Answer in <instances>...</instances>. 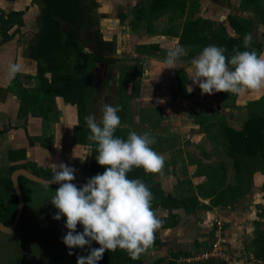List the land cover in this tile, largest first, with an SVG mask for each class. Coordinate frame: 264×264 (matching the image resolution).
<instances>
[{"label": "rangeland", "instance_id": "rangeland-1", "mask_svg": "<svg viewBox=\"0 0 264 264\" xmlns=\"http://www.w3.org/2000/svg\"><path fill=\"white\" fill-rule=\"evenodd\" d=\"M256 1L257 3H264V0ZM175 7L176 4L166 14L155 18L141 16H136L132 19L129 18V20L126 18V22H129L128 26H125V21L123 20L119 31L115 33V39L118 45L116 46V50L119 52V55L121 57L124 56V58L122 57L120 60H117V68L113 72H110L109 66H107L102 70L100 76L101 80L103 79V82L106 83L104 87V89H106V94L100 98V106H102L105 101H110L112 102L111 105H119L120 107L118 115L121 118V124L116 129L114 135L126 139L130 131H136L137 133L148 131L157 139V146L153 144L151 147L164 156L165 166L160 177L154 178V176H151V178L149 176L150 179L153 180V184L151 180H148L150 186L171 178L173 169L172 167L168 168V165H171L173 160L176 161L180 157H199L201 160L207 158L206 164H200V168L203 166H205V168L207 167V173L211 176L220 172V162L227 161L228 158L224 149L210 140L211 137L208 133L216 132V130L218 132L219 123L222 122L225 116L230 114L233 109L237 112L240 108H245L248 104L254 103L257 100H260L262 103L264 102V88L259 91L248 90L239 95L224 92L202 95L198 85H193L192 81L189 79L190 71L192 70L191 60L198 55H191L190 47L187 48L183 46L186 50V54L179 57L176 61L175 69L166 68L164 61L167 50L174 48L176 43L179 42V37L171 33H181L186 20V10L179 11ZM254 9V6L249 0H207L203 2V6L198 15L211 20L215 18L223 22L229 32H233L227 18L228 14L255 16ZM256 12L259 14L261 11L259 9V11ZM217 23L218 22L215 21V24ZM122 28L123 31L124 29L129 30L122 34ZM163 34H165V36ZM253 37L256 41L264 42V24L260 26L257 32L253 33ZM153 43H159L160 45L164 43V48H161L159 52L151 50L153 52L148 53L153 55L155 59L154 61L150 60L147 65L148 74L143 76V84H140V91L135 90L129 92L132 93L133 96H130V98L134 100L133 105L130 104L129 106L127 99L125 100V105H123L122 97L127 93L130 72L135 71L136 73H140L139 68L145 66L144 64L141 65L138 61L136 63L133 57L141 58V53L146 52L141 46ZM133 52L136 53V56H133ZM261 54H264V49ZM160 56H162V58ZM99 65L92 63L89 68V82L91 84L89 87L91 89L87 91L86 97L89 106L93 105V103L94 105H98L99 101L93 102V99L99 98V95L95 96V89L92 87V74L94 69ZM124 67H126L125 71ZM118 68H120L119 72L117 71ZM138 75H141V73ZM183 84L187 86L188 91H190L192 87L191 95L188 96V98H179V89ZM101 86H99L100 90H103ZM156 87H165V90L160 94L161 97L166 96V100L159 97L160 95L155 91ZM169 92L170 95L175 93V95L178 96L175 100V104ZM116 99H119V103ZM172 102L174 105L173 109L168 108L172 106ZM42 104H45L43 103V99L36 96L35 102H33L34 110H38ZM46 105L42 106L45 107ZM166 109H168V111H166ZM171 111H173V113H169ZM246 114V110L238 111L235 113L231 123L233 122V125L236 127L241 126ZM94 115L97 121H99L102 113L95 112ZM209 121L211 125L209 132L206 134L207 127L205 126ZM169 133L171 135H168ZM197 133H201V139L194 141ZM163 136H170L173 141L170 142L171 145L164 144L161 148L158 141L159 139L161 140ZM194 144L204 145L203 151L198 149L197 153H195ZM89 153L90 151L87 154ZM89 156L90 154L87 158H89ZM90 162H88L89 165L87 164L85 166L86 174H84L83 177L86 179L83 181H87L88 178L94 176L93 172H91L92 168ZM249 162L253 172L243 173L241 179L236 176L234 168H228L227 181L232 184H235L236 181L243 182L242 184L247 190L245 196L247 193L252 195V199H250L251 197L247 199L248 203L245 200V196H243L244 198L240 200L237 205L232 204V208H236V206L242 207L240 216H237L236 219H232L233 226L241 232V235L235 236L234 238L232 236L228 237L226 230L227 222L223 218L213 217V219H211L212 225H210V229L217 228L219 233H214L203 245L207 244V247L210 248L215 242L222 239V243L236 258H238L240 264H264L263 258H256V252L260 250L261 239L264 237V176L261 177L258 174L259 170L257 169L260 162H254L253 160ZM190 167L191 168L187 170L179 167L175 168L176 172L179 174L187 173L188 171L192 172L191 178L194 179L193 182L198 186L197 191L200 194V190L202 188L204 189V186H202L201 180L197 179L195 175L197 173L195 170L199 168H196L195 164H190ZM34 169L36 173L39 174L36 175L41 177L46 176L48 178V176L53 175V167L48 170L38 167H34ZM201 172H204L203 169ZM257 175L260 176V179ZM172 179L173 178L161 182L162 186L164 187L167 184L165 188H169L171 186L169 181L172 182ZM58 187L59 186L56 185H50L48 188H45V184L41 182L26 181L23 185L25 207L18 227L13 233H6L0 229V264H76L78 255H86L85 248L69 249L62 242V239L55 237L56 227L61 223V219H53L50 222H46L48 217L50 216L53 218L57 211L52 205L50 198ZM216 199H218V196L212 199V204H214L213 200L216 201ZM208 202L209 200H207V203ZM202 204L205 203L203 202ZM229 209H227V211ZM182 214H184V212H182ZM218 221H220L221 226H223L222 229L217 227L219 225ZM43 222H46L45 226ZM53 222L56 226L51 229L49 226ZM165 223H167V221ZM202 223H204V226H207V223H209L208 219H203ZM169 232L170 229L168 228L161 231L163 237L168 236ZM41 248L44 249L40 251ZM69 251H72L73 254L69 255ZM37 252L40 256L36 254ZM180 259L181 258L177 259L178 262L183 263L184 261ZM212 263L221 264L217 261H210L207 264Z\"/></svg>", "mask_w": 264, "mask_h": 264}, {"label": "trees", "instance_id": "trees-1", "mask_svg": "<svg viewBox=\"0 0 264 264\" xmlns=\"http://www.w3.org/2000/svg\"><path fill=\"white\" fill-rule=\"evenodd\" d=\"M204 1L207 0H149L145 4L143 13L158 17L171 10L175 4L177 10H186V20L182 32H172L171 34L179 37L180 45L187 48L190 47L191 55L199 54L208 45L224 47L227 50L225 55L229 58L234 54V48L239 51L255 50L258 54L263 52L264 42L256 41L253 33L257 32L260 26L264 24V3L249 0L255 8V16H241L229 13L227 18L233 30V32H229L223 22L215 18L211 20L198 15ZM39 2L42 5L40 6V30L36 42L31 46L30 51L32 58L38 62V76L41 80L39 90L46 94L53 93L63 104L72 105L74 141L89 149L93 175L103 173L105 168L100 166L95 159L98 154L95 150L96 145L87 140L89 130L84 120L86 116L92 114L86 99L88 93V70L93 62L109 64L112 67L117 60L124 58V56L121 57L115 52L113 40H98V48L96 49L99 51L93 52L87 51L82 44V39L84 41L85 39L83 38L84 33H80V29H89L98 24L100 25L96 12L100 2L96 0H39ZM259 9L261 12L258 14L256 11H259ZM123 17L122 15L121 18L123 19ZM214 20L218 23L215 24ZM62 22H66L72 27L65 32L62 29ZM116 30L119 31V28ZM247 33L251 34L252 41L250 47L245 48L243 41ZM10 38L11 36H9ZM141 47L144 48L145 53L158 52L161 49L159 43L146 44ZM135 60L140 61L139 59ZM46 73H49L50 77H47ZM190 95L191 92L183 84L179 89V97L185 98ZM172 98L176 100L178 96L174 93ZM133 102L134 100H132V105ZM245 108L239 109V111H247L241 126L236 127L233 122L231 123L235 112H230L219 123L218 132L216 130V132L208 133L211 137L210 140L220 145L228 158L227 161L220 162V172L212 176L207 173L206 177L201 179L202 186L207 189L208 195L212 199L218 196L217 202L213 200L214 205H219L220 203L224 206L232 205L242 198L247 191L242 184L243 182L236 181L235 184H232L227 181L228 168H234L236 176L241 179L243 173L253 172L249 162L253 160L254 162H260L257 170L264 173V102L257 100L248 104ZM210 121L205 126L207 127L206 134L210 129ZM25 158V148L10 150V164L5 168H0V220L6 225L13 223L19 204L11 174L17 168L26 167V163H19L20 160ZM32 172L38 174L34 168H32ZM201 174L204 175L205 172ZM127 175L129 179H141L148 186L153 195L152 209L154 212L160 207L171 209L172 211L182 209L187 214L194 213L198 208L210 209L209 205L202 204L197 194L178 198L168 194L161 182L153 186L148 185V174L142 168H133ZM52 176L50 175L48 178L52 179ZM19 181L23 189L24 182L30 181V179L21 176ZM202 190L204 189L202 188L200 191L203 192ZM158 218L161 220L163 228L173 229L178 223L179 212H171L166 219ZM166 221L167 223H165ZM161 236L162 233H154V242L150 249L155 250L162 246ZM94 245L99 247L95 242ZM85 247L88 254L89 248L88 246ZM205 248H207V244L200 247L199 242H195L194 249H176L170 246L169 255L156 257L152 264H161L167 258L169 259L168 264H183L177 262V259L190 256ZM256 258L264 259V237L261 239L260 250L256 252ZM145 263L146 259L143 254L140 255L139 259L133 260L125 251L120 249L113 252L106 251L103 259L97 262V264ZM207 263L203 262V264ZM219 263L224 264L223 262Z\"/></svg>", "mask_w": 264, "mask_h": 264}, {"label": "clouds", "instance_id": "clouds-1", "mask_svg": "<svg viewBox=\"0 0 264 264\" xmlns=\"http://www.w3.org/2000/svg\"><path fill=\"white\" fill-rule=\"evenodd\" d=\"M251 41V34H245L244 47H250ZM226 51L224 47L208 45L191 60L189 79L198 85L202 95L219 92L239 95L264 88V54L234 48L229 58ZM185 54V48L177 42L167 50L166 68L175 69L176 61ZM20 71V64L10 63L7 76L14 79ZM119 111V105L104 104L99 121L92 114L84 118L89 130L87 140L96 145L95 159L105 168L103 173L77 187L72 183L76 178L74 167L61 162L53 168L50 185H59L50 198L57 209L53 219L65 217L64 227L68 229L61 237L62 242L69 249L89 247L87 255L77 256L76 264H97L106 251L117 249L133 260L139 259L152 246L154 232L161 226L152 209L150 189L141 179H129L127 174L133 168H142L146 174L161 173L165 158L151 147L156 139L148 131H130L126 139L114 135L121 124ZM50 185L45 184V188ZM78 225L82 231H77ZM93 242L99 247H91Z\"/></svg>", "mask_w": 264, "mask_h": 264}, {"label": "crops", "instance_id": "crops-1", "mask_svg": "<svg viewBox=\"0 0 264 264\" xmlns=\"http://www.w3.org/2000/svg\"><path fill=\"white\" fill-rule=\"evenodd\" d=\"M96 1L100 2V6L97 8L96 12L100 21L99 31L101 34L100 37L102 38L107 37L111 40L115 39V33L118 32L116 29L120 28L123 22V20L120 19L121 13L125 14V17L128 20L129 18L132 19L136 16L152 17L147 13H143L145 4L149 0ZM39 6L40 5L35 3L33 0H0V10L3 14L11 11H25V15L23 16V25H21L20 27L21 31L20 33L15 34L12 39H9V36L5 35V33L0 28V130L3 131L0 137V167H5L10 164V159L8 156L9 150L25 148L27 150V157L20 160L19 163H26V168H28L29 170H32V168L34 167L48 170L49 168H54L55 164H59L62 162L76 169L74 173L76 177L75 179L84 180L86 179L85 177H83V175L86 174L85 166L87 164L89 165L88 162H90L91 157H86L87 153L89 152V149L87 147L74 141V120L72 118L73 107L72 105L63 104L60 101L56 102L52 99H49L48 102H45L48 98L44 97L47 96L37 91L39 86L36 77L37 63L34 59L29 58L27 55L28 46L30 43H32V41L35 42L37 38V32L39 30V15L41 12ZM126 20H124L125 26H128L129 22H126ZM127 30L124 29L123 31L122 28V34ZM12 32L13 29H11L10 33L7 34L10 35ZM163 35L165 36V34ZM83 38L85 39L87 48H94V45L92 44L94 43L93 31L84 32ZM116 46H118L117 42ZM160 46L161 48H164V43ZM133 53V56H136V53ZM141 55V58L133 57V59L136 63L137 61L135 59H139V63L141 65L144 64L145 66L143 68H139L141 75H138L140 73H136L135 71L130 72V77L128 80L129 84H127V93L122 97L123 105H125L126 99L129 106L130 104H132V98H130V96H133L132 93L129 92H133L135 90L140 91V84L142 83L143 76L148 74L147 65L150 60L154 61L155 59L153 55H150L148 53L142 52ZM160 57L162 58V56ZM10 63H18L21 65V71L15 76L14 79H9L7 76V68ZM125 70L126 67H124V71ZM117 71L119 72L120 68H118ZM96 81L99 82V86L103 84V87L101 86L103 90L99 89L98 91H95V96L99 95V98H94L93 102L99 100L98 105H94V103L91 106L88 105L93 115L95 114V112L101 113V108L104 104L112 103L110 101H105V103H101L102 106H100V98H102V96L106 94V89H104L106 83L103 82V79L101 80L100 76L97 77ZM164 90L165 87H156L155 89V91L160 95L159 97L163 100H166L167 97H161L160 94ZM172 94L170 95L169 92L171 98ZM36 96H38L40 99H43V103L45 104L42 105H46V103L48 105H46L45 107L41 105L39 109L35 111L33 108V102H35ZM172 100L174 99L172 98ZM116 101L119 103V99H116ZM171 104L172 106H169L168 108L173 109V102ZM166 111H168V109H166ZM232 112L237 113L235 109L234 111L232 110ZM169 113H173V111ZM168 135L171 134L169 133ZM199 139H201V133L196 134V139H194V141H198ZM171 141H173V139L170 136H163L161 140L159 139L158 144L161 145L162 148V145L164 144L171 145ZM156 144L157 143H155L154 145L157 146ZM55 145H60V147L57 148ZM194 145L195 153H197L198 149H200V151H203L204 145ZM206 161L207 158L201 160L199 159V157L190 158L186 156L185 158L180 157L176 161L173 160L172 164L168 165V168L172 167L173 169V172H171V178L173 179L172 182L169 181L171 183V186L169 188H165L167 184L163 187L166 192L178 198L197 194L199 196V199L203 201L205 205L210 206V209L198 208L195 211L196 213L194 212L192 214H187L182 209L178 211L164 209L163 207L156 209V215L160 218H168L171 212H179V218L177 225L175 226V228L170 229L168 236H161L162 246L160 248L155 250L149 248L145 253H143V257L146 259L145 264H152L156 257L168 256L170 246H173L176 249H194L195 242H199L200 247H202L203 243L214 233H219L217 228L210 229V225H212L211 219H213V217L223 218L227 222L226 230L228 237L232 236L234 238L235 236L241 235V232L233 226L232 219H236L237 216H240L242 207L236 206V208H232L233 205L224 206L222 205V203H220L219 205L212 204V197L208 195V191L206 188H204V190H202L203 192H201L200 194L198 193V186H196V183L193 182L194 179L191 178L192 172L188 171L187 173L182 174L176 172L177 167L187 170L188 168H191L190 164H195V167L199 168L195 170V172H197L195 174L196 178L201 180L202 177H206L207 167L205 168V166H203L200 168L199 165L206 164ZM202 169L205 172L204 175H200L202 173ZM162 173L163 172L157 174H148V180H151L153 184V180L150 179V177L154 176V178H158ZM258 174L261 177L264 176V173L261 171H258ZM259 175H257V177H259L260 179ZM168 179H165L164 181H167ZM25 183L26 181L24 182V184ZM148 184L150 185V182H148ZM243 198L244 197L240 198L233 204L237 205L238 202ZM249 198L252 199V195L250 193H247L245 196V200L247 203V199ZM207 200H209L208 203ZM227 209L229 210L227 211ZM182 212H184V214H182ZM203 219H208L209 223H207V226H204V223H202ZM164 229L165 228L160 226L154 233L160 234ZM168 262L169 259L167 258L161 264H168Z\"/></svg>", "mask_w": 264, "mask_h": 264}, {"label": "flooded vegetation", "instance_id": "flooded-vegetation-1", "mask_svg": "<svg viewBox=\"0 0 264 264\" xmlns=\"http://www.w3.org/2000/svg\"><path fill=\"white\" fill-rule=\"evenodd\" d=\"M35 3H37L38 5H40L41 3L39 2V0H33ZM41 6V5H40ZM39 6V7H40ZM40 11H41V9H40ZM12 13H13V15H12ZM41 13V12H40ZM25 15V11H11V12H8V13H5V14H3L2 13V11L0 10V28H1V30L5 33V35H7V36H11V38L10 39H12L13 38V36L15 35V34H17V33H20V27H21V25H23V16ZM122 15L124 16L123 17V19L121 18L122 17ZM40 16V15H39ZM22 18V19H21ZM21 19V20H20ZM120 19H122V20H125L126 19V17H125V14H123V13H121L120 14ZM39 20H40V17H39ZM39 30H40V21H39ZM99 24L98 25H96V26H94V27H90L89 29L87 28V29H80V33H84V32H87V31H93L94 32V38H93V41H94V43H92L93 45H94V48H87L86 47V42L82 39V44L84 45V47H85V49L87 50V51H90V52H93V51H97L98 49H96V48H98V40H104V39H108L107 37H104V38H102V37H100L101 36V34H100V31H99ZM15 27V28H14ZM72 26L71 25H69V24H67L66 22H62V29L66 32V31H68V29L69 28H71ZM11 29H13V32L9 35V34H7V33H10V30ZM39 30H38V32H39ZM38 32H37V35H38ZM9 38V37H8ZM37 39V38H36ZM92 39V38H91ZM109 40H111V39H109ZM35 42H36V40H35ZM113 42H114V48H115V50H116V40H113ZM34 44V41H32V43H30L29 44V46H28V51H27V55H28V57L29 58H31V59H34V58H32V56L30 55L31 54V46ZM99 51V50H98ZM116 53H118L117 52V50L115 51ZM104 53V52H103ZM105 54V53H104ZM119 54V53H118ZM35 61H36V63H37V75H36V77H37V80H38V83H39V86H40V82H41V80H40V78H39V76H38V62H37V60L36 59H34ZM117 62V61H116ZM93 64H100L99 66H97L95 69H94V71H93V74H92V77H93V86L92 87H94V89H95V91H98V89H100V88H98L99 87V85H98V81H96L97 80V77L98 76H101V74H102V70L105 68V67H107V66H109V70H110V72H113L116 68H117V65H116V63L114 64V65H112V67L109 65V64H104V63H101V62H93ZM46 76L47 77H50V74L48 73H46ZM88 81V90L89 89H91L90 87H89V85H91L90 84V82H89V70H88V79H87ZM105 80V79H104ZM39 86H38V90L37 91H39V92H41L43 95H45V96H47V97H44V98H48V99H46V101L45 102H48L49 101V99H52V100H55L56 102H58V101H60L59 99H58V97L57 96H55L53 93H50V94H46V93H43L42 91H40L39 90ZM97 89V90H96ZM55 97V98H54ZM57 99V100H56ZM61 102V101H60ZM48 105V104H47ZM73 128H74V125H73ZM74 132V131H73ZM3 133V131H1L0 130V137H1V134ZM22 149V148H21ZM11 150H18V149H11ZM10 151V150H9ZM9 151H8V156H9ZM26 157H27V150H26ZM5 167H7V166H5ZM5 167H0V168H5ZM20 168H26V167H20ZM17 169H19V168H17ZM15 171V170H14ZM13 171V172H14ZM32 171V170H31ZM13 172H12V174H13ZM34 173V172H33ZM12 174H11V179H12ZM35 174V173H34ZM21 176H23V175H21ZM20 176V177H21ZM19 177V178H20ZM44 177V176H43ZM27 178V177H26ZM44 178H47V177H44ZM49 179V178H48ZM74 181H83V180H77V179H75ZM20 182V181H19ZM85 182H87L86 180H85ZM14 184V183H13ZM77 187H80V186H77ZM24 191V190H23ZM65 217H61V223H59V225L56 227V234H55V237H57V238H59V239H61V237L64 235V234H66V232L68 231V229H66L65 227H64V223H65ZM53 220V218H51L50 216L48 217V220L46 221V222H50V221H52ZM46 222H43V225L45 226L46 225ZM49 224V223H48ZM55 226H56V224L53 222L49 227L52 229V228H55ZM77 231H82V228H81V225H78V227H77ZM42 249H44V248H41L40 249V251L42 250ZM85 251H86V247H85ZM36 254H38L39 255V253L37 252ZM86 255H87V251H86ZM40 256V255H39ZM177 262H178V260H177ZM180 263V262H179Z\"/></svg>", "mask_w": 264, "mask_h": 264}, {"label": "water", "instance_id": "water-1", "mask_svg": "<svg viewBox=\"0 0 264 264\" xmlns=\"http://www.w3.org/2000/svg\"><path fill=\"white\" fill-rule=\"evenodd\" d=\"M21 175L27 177L28 179H30L32 181L41 182L43 184H50V181H51V179L44 178V177H41V176L34 174L28 168H19L13 172L12 181L14 183V188H15V191H16L18 198H19V204H18V209H17L16 215H15L14 221L11 225H6L0 220V229L6 233H13L16 230V228L18 227L20 220L22 218L23 212H24L25 197H24V191H23V189L20 185V182H19V177ZM72 183L81 187L86 182L85 181H72ZM51 185L59 186L58 184H55V183H53ZM91 247H95L94 242L92 243Z\"/></svg>", "mask_w": 264, "mask_h": 264}, {"label": "built area", "instance_id": "built-area-1", "mask_svg": "<svg viewBox=\"0 0 264 264\" xmlns=\"http://www.w3.org/2000/svg\"><path fill=\"white\" fill-rule=\"evenodd\" d=\"M217 226L219 229H222L220 221ZM222 240V239H221ZM219 240L215 242L212 247L205 248L202 251L195 252L190 256L183 257L180 260L184 261V264L189 263H203L210 261L223 262L224 264H240L238 258H236L232 252Z\"/></svg>", "mask_w": 264, "mask_h": 264}]
</instances>
